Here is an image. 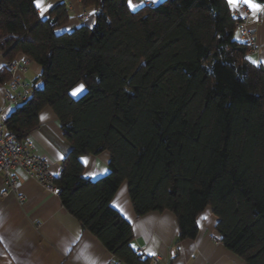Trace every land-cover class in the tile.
<instances>
[{
	"label": "trees",
	"instance_id": "trees-1",
	"mask_svg": "<svg viewBox=\"0 0 264 264\" xmlns=\"http://www.w3.org/2000/svg\"><path fill=\"white\" fill-rule=\"evenodd\" d=\"M264 3V0H257ZM95 15L69 24L66 5L43 20L34 0H0V51L41 68L30 96L6 116L22 143L56 114L69 145L54 180L66 211L124 264H150L132 225L112 207L127 183L135 213L170 211L177 242L194 240L211 208L222 243L264 264V67L237 40L227 0H81ZM12 75L0 69V85ZM85 92L71 93L78 85ZM110 155V172L85 177L81 157Z\"/></svg>",
	"mask_w": 264,
	"mask_h": 264
},
{
	"label": "crops",
	"instance_id": "crops-1",
	"mask_svg": "<svg viewBox=\"0 0 264 264\" xmlns=\"http://www.w3.org/2000/svg\"><path fill=\"white\" fill-rule=\"evenodd\" d=\"M163 1L152 3V0H133V3L138 5V10ZM43 3L44 6L51 5L43 17L40 15L43 20L48 19L58 5L64 4L69 9V24L60 29V33L80 27L84 22L83 16L89 18L95 12L94 7H83L81 0H43ZM230 7L237 18H248L247 30L258 49L251 51L249 58L264 67V12L254 14L243 0L238 6ZM38 12L40 14L39 9ZM236 38L246 42L240 32ZM17 60L26 65L27 71L23 73L17 70L13 78L40 87L42 82L38 79L41 68L24 55H19ZM7 63L0 51V69H5ZM8 89L9 83L0 85V113L6 116L16 108L9 106L5 100ZM84 92L85 89L75 97ZM29 138L32 152L47 161L50 171L57 178L69 145L51 108L47 107L41 112L40 127ZM81 161L88 179L97 180L110 172L108 152L85 155ZM14 175L17 193L5 198L2 193L7 187L0 177V264H107L116 259L96 236L85 230L66 211L59 195L50 193L22 169L14 171ZM19 196L24 200L20 201ZM112 207L132 225L136 253L145 251L150 257L157 258L159 264H246L222 243L216 229L219 219L211 208H207L198 218L199 234L196 239L177 242L179 226L175 214L154 211L138 216L132 206L127 183L114 196Z\"/></svg>",
	"mask_w": 264,
	"mask_h": 264
},
{
	"label": "built area",
	"instance_id": "built-area-1",
	"mask_svg": "<svg viewBox=\"0 0 264 264\" xmlns=\"http://www.w3.org/2000/svg\"><path fill=\"white\" fill-rule=\"evenodd\" d=\"M83 21L87 19L83 16ZM238 32H240L246 43L249 45L251 51H257V45L252 35L247 30V17H238ZM11 75L12 79L9 82V89L5 93V100L11 107H17L18 104L25 101L31 94L33 86L20 80L13 78L17 70L25 73L27 71L26 65L20 61L13 60L6 64L5 68ZM22 169L32 179H35L50 193L58 196L59 189L55 186L54 180L56 179L49 169L46 160L37 156L32 152V142L27 137L22 143L18 142L16 137L10 133L6 125V115L0 113V177L4 179L7 190L2 193V197H7L11 193H17L18 185L14 171ZM18 199L23 201V197L19 196ZM143 262L150 264H159L157 258H152L145 251L138 254ZM107 264H124L118 259L109 261Z\"/></svg>",
	"mask_w": 264,
	"mask_h": 264
},
{
	"label": "snow or ice",
	"instance_id": "snow-or-ice-1",
	"mask_svg": "<svg viewBox=\"0 0 264 264\" xmlns=\"http://www.w3.org/2000/svg\"><path fill=\"white\" fill-rule=\"evenodd\" d=\"M128 7L132 11H135L138 5L133 3V0H127ZM158 0H152V3H156ZM230 6H238L241 3V0H228ZM35 6L40 10V15L43 17L44 13L48 11V8L51 7V5L44 6L43 0H34ZM243 3H245L248 8L255 14L259 12H264V5L257 3L256 0H243ZM142 6V5H139ZM92 15H95V13H91ZM253 63H256V61H252ZM85 89V86L83 84L78 85L75 89L72 91V95L76 96L77 94L83 92ZM206 219V217H205Z\"/></svg>",
	"mask_w": 264,
	"mask_h": 264
},
{
	"label": "rangeland",
	"instance_id": "rangeland-1",
	"mask_svg": "<svg viewBox=\"0 0 264 264\" xmlns=\"http://www.w3.org/2000/svg\"><path fill=\"white\" fill-rule=\"evenodd\" d=\"M32 86V84H30Z\"/></svg>",
	"mask_w": 264,
	"mask_h": 264
}]
</instances>
